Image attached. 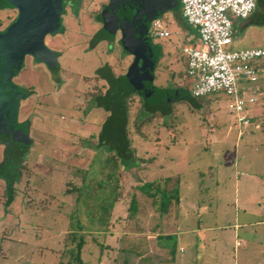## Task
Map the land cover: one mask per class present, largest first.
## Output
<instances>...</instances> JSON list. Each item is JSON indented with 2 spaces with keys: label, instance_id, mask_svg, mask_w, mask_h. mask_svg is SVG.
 <instances>
[{
  "label": "rangeland",
  "instance_id": "obj_1",
  "mask_svg": "<svg viewBox=\"0 0 264 264\" xmlns=\"http://www.w3.org/2000/svg\"><path fill=\"white\" fill-rule=\"evenodd\" d=\"M4 3L0 0V32L13 16L8 6L1 8ZM159 18L170 34L153 39L162 51L153 84L161 89L184 86L188 76L182 46L194 31L176 10ZM232 22L231 49L264 47V22ZM63 26V32L45 37V45L61 53V69L26 56L13 78L31 91L18 111L19 121H30V142L23 149L25 167L11 202L0 177V264H57L69 213L79 206V217L84 220L86 214L82 199L76 203L77 191L66 189L83 186L84 195L105 173L111 148L99 135L110 112L85 92L99 86L93 77L98 67L108 63L122 74L131 58L106 42L90 46L97 26L77 8L63 16ZM260 63L258 80L248 85L256 101L243 112L251 120L246 126L230 115L231 98L222 91L194 98L197 105L175 101L164 115L146 110L138 97L125 102L131 159L121 164L125 178L113 210L115 227L97 235L99 243L89 238L86 261L121 264L118 248L147 237L141 250L147 248L148 258L132 255L129 264H264V61ZM3 158L0 145V163ZM169 175L181 177L180 203L167 217L155 219L149 200L134 187ZM134 190L138 210L131 220L127 208ZM153 225L175 234L173 261L161 263L168 257L156 244Z\"/></svg>",
  "mask_w": 264,
  "mask_h": 264
},
{
  "label": "trees",
  "instance_id": "obj_2",
  "mask_svg": "<svg viewBox=\"0 0 264 264\" xmlns=\"http://www.w3.org/2000/svg\"><path fill=\"white\" fill-rule=\"evenodd\" d=\"M7 6L9 7L10 5L4 3L1 8L5 9ZM176 12H178V18L182 20L183 25L190 31H194L195 36L189 39L187 43L196 44V38L198 37L197 32L188 25L181 16L180 0ZM246 19L258 23L264 22V0H257L255 10ZM124 51L128 52L126 48ZM161 52L162 51H160L159 56ZM184 63L186 74V60ZM155 88L162 91L183 89L189 93V96L191 95L190 82L188 81L184 86H176L169 89H161L155 86ZM135 97H138L142 106L152 114L161 113L164 115L168 113L173 103L162 102L153 97V94H148L147 90L142 86L141 75H136L135 63L130 66L128 72L125 74H114L108 92L103 96L99 95L96 97L97 105L110 112L107 120L102 126L100 141L108 144L111 150L105 157L106 169L103 178L99 181L92 182L84 192V195H82L83 186L76 188L72 185V187L66 189V192L77 191L76 203L79 204L82 199V208L86 214L84 220L79 217V206L69 213L70 222L62 240V247L57 251V264H90L83 258L84 247L89 238L99 243L96 236L112 231L115 227V222L112 219L113 210L115 204L120 200L122 183L125 178L121 169V164L122 162L124 163L123 160L131 159L129 147L125 140L128 117L125 102ZM194 98L195 97L191 95L188 101H193L194 104L197 105L198 102ZM261 127L264 128V119ZM0 144L4 145V158L0 163V177H3L5 180L6 191L8 192L9 201L11 202L15 186L21 178L22 170L25 167L22 158L24 146L15 142L9 136H6L1 128ZM180 182L181 177L179 175H169L161 179L146 181L136 185L134 188L138 190L146 200H149L152 209L157 214L155 219H159L167 217L173 208L178 207L180 203ZM9 201H7V204ZM137 210L138 199L134 190L128 204L127 218L134 220L137 216ZM152 228L155 232L154 238L158 248L163 249L168 257L166 261H161V263L173 261L176 255L175 243H173L175 234L158 231L155 225H153ZM146 238L147 237H142L140 241L139 239L137 240L138 242H135L134 240L136 239L134 238L131 245L118 248V252L121 253L122 257L121 264H129L130 256L132 255L141 257L142 260L148 258L145 256L147 248L141 250V242L144 243L145 247L148 245V240ZM100 248H103L102 244H100Z\"/></svg>",
  "mask_w": 264,
  "mask_h": 264
},
{
  "label": "water",
  "instance_id": "obj_3",
  "mask_svg": "<svg viewBox=\"0 0 264 264\" xmlns=\"http://www.w3.org/2000/svg\"><path fill=\"white\" fill-rule=\"evenodd\" d=\"M19 10L17 19L0 32V128L6 136L26 148L29 127L18 121L20 101L27 96L13 78L31 55L40 62L52 63L57 53L45 45L47 34L61 31L62 0H5ZM114 29H120L125 48L134 54L136 75L149 95L157 100H189L186 90L162 91L155 88V68L161 47L148 36L153 20L169 10H176L179 0H115ZM165 98V99H164ZM23 148V149H24Z\"/></svg>",
  "mask_w": 264,
  "mask_h": 264
},
{
  "label": "built area",
  "instance_id": "obj_4",
  "mask_svg": "<svg viewBox=\"0 0 264 264\" xmlns=\"http://www.w3.org/2000/svg\"><path fill=\"white\" fill-rule=\"evenodd\" d=\"M256 4L257 0H180L181 16L198 35V44L182 46L190 94L197 98L225 92L231 98L228 112L242 126L251 123L243 112L256 101L253 94H248V85L258 80L264 47L231 49L232 18H248ZM169 34L160 18L151 22V39L166 38Z\"/></svg>",
  "mask_w": 264,
  "mask_h": 264
},
{
  "label": "flooded vegetation",
  "instance_id": "obj_5",
  "mask_svg": "<svg viewBox=\"0 0 264 264\" xmlns=\"http://www.w3.org/2000/svg\"><path fill=\"white\" fill-rule=\"evenodd\" d=\"M114 2H115V0H62V5H63V11L61 14L62 27H61V31H59L58 33H61L64 31L63 16L66 15L67 13L71 12V10L73 8L74 9L77 8L78 10H81L82 13L87 15V17H89V19L93 20V23L96 24V26H97L96 29L93 31V33L90 35V38L88 39L90 46L94 47L99 43L106 42L112 46H117L120 49V51H122L124 54L130 56L131 60L129 61V64L126 68V71L124 70L122 73V74H125L126 72H128L130 66L133 65L134 60H135V56L133 53L129 52L128 50H127L128 52L124 51L125 46H124V41H123L124 40L123 39L124 38L123 33L120 29L115 30L113 28L114 27V23H113V21H114V10H115ZM9 8L12 10L13 16L9 20L10 22L7 25V27L12 22H14L19 15V10L16 7L10 5ZM6 28H4L3 31ZM3 31H1V32H3ZM47 35H55V34H47ZM111 35H112V37H111ZM44 42H45V40H44ZM49 49H51V48H49ZM51 50H53V49H51ZM53 51H55L57 53V56L55 58V61L52 63L40 62L31 55H27V56H30L35 62H37L39 64H43L49 69H55V70L58 69V71H59L61 69V67L59 65L58 59L61 56V53H59L56 50H53ZM114 74L121 75V74L115 73L113 67L108 63L98 67L96 69V72L93 75V77L99 81V86H96V88H94L93 91H86L85 97L87 99L92 98L94 100L95 104L97 105L96 97L99 95L103 96L108 92V89L111 85V80H112ZM19 89L21 91L26 92L27 96L29 94H31V91H29L27 89H23L20 87H19ZM19 107H20V105H19ZM18 111H19V109H18ZM18 121H19V119H18ZM19 122H21V121H19ZM22 122L27 123L29 130H30V121L26 120V121H22ZM101 134H102V130L100 132L99 138H100ZM20 180H21V178L18 180L17 184L20 182Z\"/></svg>",
  "mask_w": 264,
  "mask_h": 264
},
{
  "label": "crops",
  "instance_id": "obj_6",
  "mask_svg": "<svg viewBox=\"0 0 264 264\" xmlns=\"http://www.w3.org/2000/svg\"><path fill=\"white\" fill-rule=\"evenodd\" d=\"M233 19H234V18H233ZM192 30H193V29H192ZM194 30H195V29H194ZM195 31H196V30H195ZM193 37H194L193 35L190 36V38H193ZM196 44H198V39H197V38H196ZM189 80H190V79H189ZM189 80H188V78H187V81H188V82H190ZM187 81H186V82H187ZM186 89H187V87H186ZM204 230H205V228H204Z\"/></svg>",
  "mask_w": 264,
  "mask_h": 264
}]
</instances>
